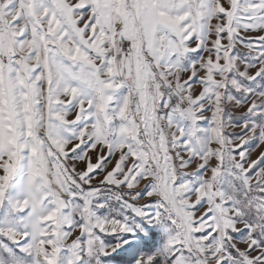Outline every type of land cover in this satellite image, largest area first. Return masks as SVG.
<instances>
[{"label": "snow or ice", "instance_id": "snow-or-ice-1", "mask_svg": "<svg viewBox=\"0 0 264 264\" xmlns=\"http://www.w3.org/2000/svg\"><path fill=\"white\" fill-rule=\"evenodd\" d=\"M261 145L264 0H0V264H264Z\"/></svg>", "mask_w": 264, "mask_h": 264}, {"label": "rangeland", "instance_id": "rangeland-1", "mask_svg": "<svg viewBox=\"0 0 264 264\" xmlns=\"http://www.w3.org/2000/svg\"><path fill=\"white\" fill-rule=\"evenodd\" d=\"M197 91H199V89H198ZM209 115H210V114H209ZM261 151H264V145H261L260 148H257L256 151L253 152V154H252V155H253V159H255L256 156L259 155V153H260Z\"/></svg>", "mask_w": 264, "mask_h": 264}]
</instances>
